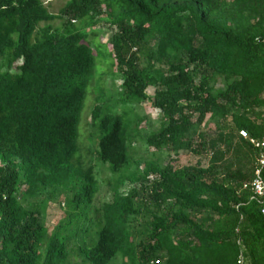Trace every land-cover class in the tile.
<instances>
[{"label":"trees","instance_id":"16d2710c","mask_svg":"<svg viewBox=\"0 0 264 264\" xmlns=\"http://www.w3.org/2000/svg\"><path fill=\"white\" fill-rule=\"evenodd\" d=\"M96 24L112 31L119 99L149 100L161 120L140 137L121 111L103 109L96 87V146L113 172L100 206L96 171L78 154L95 64L83 40ZM241 129L264 133V0H66L57 13L43 0H0V264H66L71 254L86 264H264L262 206L243 188L258 149ZM139 137L153 154L211 158L141 169Z\"/></svg>","mask_w":264,"mask_h":264},{"label":"rangeland","instance_id":"374dc122","mask_svg":"<svg viewBox=\"0 0 264 264\" xmlns=\"http://www.w3.org/2000/svg\"><path fill=\"white\" fill-rule=\"evenodd\" d=\"M43 1L53 13H57L66 2V0ZM64 21V18L57 19L50 22V25L53 28H61ZM43 25H45V23H41V26ZM76 26L78 29L80 28L78 22H76ZM111 35L112 31L109 26H100L96 24L88 29L87 35L84 36L83 40L85 42H90L92 50L95 53V64L93 71L89 74V80L86 85V97L80 113L78 124V154L87 155L88 164H91L96 171L99 180V193L96 195L95 199L96 206H100L104 201L111 198L112 187L107 183L113 178L110 164L99 159L98 147L96 146L98 134L91 120V110L97 99L95 93L96 87H100V93L103 94L100 97L103 109L121 111L129 123V131L138 130L140 137L144 136L146 132L156 131L161 121L157 110L152 107L151 101L141 100L140 97H131L127 100L119 99L122 91V79L119 70L115 66L114 58H112L109 51L111 49V44L109 42ZM147 93L148 95H152L153 90L149 89ZM107 98L111 100V103L107 101ZM214 126V122L208 119L207 129L211 134ZM140 137L138 138V142H136L134 157L140 161L141 169H143L146 162L150 160L163 165L171 163L178 166L194 165L198 161H201L202 165L206 166L211 158V153L207 154V156H196L185 149H179L177 152L174 150H162L153 154L152 150L148 148L147 144ZM121 190H127V187H122ZM58 196L59 193H56V196H48L50 200L47 207L49 221H54L56 219L53 204ZM43 198L44 197H39L37 199L41 200ZM72 245L74 246V243ZM68 260L66 264H86L79 256L73 254L68 257Z\"/></svg>","mask_w":264,"mask_h":264},{"label":"built area","instance_id":"2783aa9c","mask_svg":"<svg viewBox=\"0 0 264 264\" xmlns=\"http://www.w3.org/2000/svg\"><path fill=\"white\" fill-rule=\"evenodd\" d=\"M239 134L258 149L254 156L251 179L243 183V188H246L251 192L250 199L262 206L261 211L264 214V133L262 136L256 138L250 136L246 130L241 129L239 130ZM238 262H243L241 256Z\"/></svg>","mask_w":264,"mask_h":264}]
</instances>
